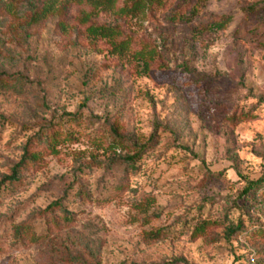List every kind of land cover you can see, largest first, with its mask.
Segmentation results:
<instances>
[{
    "label": "rangeland",
    "instance_id": "obj_1",
    "mask_svg": "<svg viewBox=\"0 0 264 264\" xmlns=\"http://www.w3.org/2000/svg\"><path fill=\"white\" fill-rule=\"evenodd\" d=\"M43 1L0 0V264H264V0Z\"/></svg>",
    "mask_w": 264,
    "mask_h": 264
},
{
    "label": "trees",
    "instance_id": "obj_2",
    "mask_svg": "<svg viewBox=\"0 0 264 264\" xmlns=\"http://www.w3.org/2000/svg\"><path fill=\"white\" fill-rule=\"evenodd\" d=\"M59 0H44L43 1V5L42 7L39 9V13L41 14V16L46 15L48 12H50L51 10L54 9V7L56 6L57 2ZM65 1H86L89 4H91L94 7H100V8H104V9H111L112 7H114L115 4V0H65ZM148 1H154V0H148ZM147 5V0H131L130 2H126L124 3L121 7H120V11L125 12V13H134L136 11H141L145 8V6ZM93 32L96 33H100L102 35H112L115 33L113 27L110 26H101V27H97V28H93L92 29ZM126 43L124 42H120L117 46H118V51H122L124 48H126ZM144 64H146L144 62ZM9 75L14 76V75H20L24 78H26V75H24L21 72H13L10 73ZM43 139L49 143L50 146H53V140L55 139V135L51 134L48 135L47 132H45L42 135ZM138 151H135L134 153L125 155V164H130V166L132 168L135 167V157L138 155ZM35 153H30L28 151V148L24 149V152L21 156V158L19 159V161H17L13 166H12V171L11 173L7 176V178L9 179H16L18 178V170L19 167L22 166L24 164V162H26V160H29L31 158H34ZM264 181V177L260 176L257 179H247L246 181V185L244 186V191H249L250 189H252L254 186L262 183ZM61 200L57 199L55 201L52 202V204H56L59 203ZM242 227V221L239 220L237 222V224L235 226H232L230 228V231H235L239 228Z\"/></svg>",
    "mask_w": 264,
    "mask_h": 264
}]
</instances>
